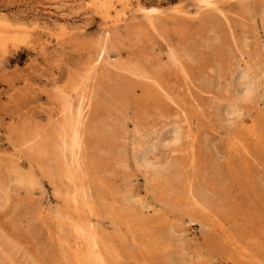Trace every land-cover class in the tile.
<instances>
[{"label":"rangeland","instance_id":"obj_1","mask_svg":"<svg viewBox=\"0 0 264 264\" xmlns=\"http://www.w3.org/2000/svg\"><path fill=\"white\" fill-rule=\"evenodd\" d=\"M201 1L0 0L17 30L0 38V264H84L74 227L99 264H264V0ZM130 62L153 83L114 68ZM65 104L81 119L76 189L39 134ZM174 126L140 168L138 142Z\"/></svg>","mask_w":264,"mask_h":264},{"label":"bare ground","instance_id":"obj_2","mask_svg":"<svg viewBox=\"0 0 264 264\" xmlns=\"http://www.w3.org/2000/svg\"><path fill=\"white\" fill-rule=\"evenodd\" d=\"M211 2H212L211 0H202L201 5L203 6V8H207V5H210ZM15 32H17V30H13V29L11 30V28L8 24L0 21V38L1 37H3V38L4 37H10V38H13L14 40H16L17 36L12 35ZM168 59L170 60V62L173 65H175L178 62V53L176 52L175 49H173V48L169 49ZM114 68H116L118 70L120 69V71H122L123 73H126L127 75L137 77L141 82H146V80H148V81L150 80L151 83H153V81H152L151 77L149 76V74L147 73V71L144 70L139 65H137L136 62H130V63H125V64L120 63L117 67L114 66ZM247 78H248L247 70L238 71L236 73V76L234 77V81L236 82V85H238V83H237L238 81L242 80V83L240 85H238V90L236 92L238 99L243 100V99L250 98L253 96V94L255 92L254 86L251 84V82L247 81ZM227 110L228 111H226V114H232L235 111V106L229 105ZM230 111H233V112L230 113ZM80 125H81V119H80L79 113H76L75 115H73V113L70 112V107L65 104L61 108V114H60L59 119L56 122H54L53 124H51V126L47 127L48 129H46L42 133L39 132V134L42 135V137H40L42 140L47 141V139H48L51 141V142L47 141V143H50L49 145L48 144H41L42 150L47 151V149H45L47 147V145H48L49 149L51 150L50 154H49V151L47 153L49 155V159H48L49 163L51 164V166L55 167L54 168L55 170H57V176L60 179L65 180L69 185L73 186V188L76 187V183H75L74 178H75V171L78 168L77 165H78V161H79V157L77 155L80 154V153H78V151L80 150L79 148H80V142H81V136L79 133ZM101 126H102V124H101ZM98 129H99V127H98ZM92 130H93V128H92ZM92 130H91V127L88 130L90 135H92L94 133V130L93 131ZM100 131L101 130L99 129V132ZM110 131L111 130H109V132ZM95 132H98L97 129ZM170 133L172 134L173 141L174 142L177 141L179 138L178 137L179 129L175 126L161 132L160 135L158 136V138L155 139L153 142H150L148 140H145V141L139 140L140 142H138V150H137L135 158H136V163L138 164V166L140 168H143L145 170L155 169V167H156L155 163L153 160L149 159V155L151 153H153L158 148V146L160 144L166 143V140H167L166 137L168 134L170 135ZM104 134H106V133H104ZM108 135H109V133H108ZM157 172H160V171L158 170ZM159 174H161V172ZM172 175L173 174H171V176ZM175 192H177V191H175L174 189L170 190V193H172V194H174ZM71 194L72 195H70V196H71L72 203H73L76 201L77 191H74ZM187 195L190 196V200L192 199L191 202L193 204L191 206H193V208H192V210H194L193 212L195 214H198L199 212H197V211H201L203 209V206L205 205V203H207L206 202L207 199H203L202 194L199 195L197 193L196 195H194L193 192H191V191ZM72 203H71V207H72ZM71 212L72 211H70V213ZM76 213H77V210H76ZM194 213L190 212L189 215L187 216L189 219V222L198 224L200 226V228H202L203 230L207 229L208 225L204 221L203 217L201 216V213L198 216V218H196V216H191ZM202 213H203V211H202ZM74 228H75V232L77 235L76 238L78 239L77 242L80 241L82 243V245H84L87 248V252H86V254H84L82 256L81 261L84 262V264H99V257L94 255V251L98 247L97 238L94 237V235H92V234L84 233L85 235H83V230H81L77 227H74ZM248 264H261V263L259 262V258H257V259H251L250 263H248Z\"/></svg>","mask_w":264,"mask_h":264}]
</instances>
